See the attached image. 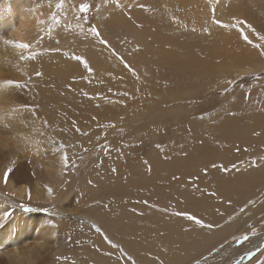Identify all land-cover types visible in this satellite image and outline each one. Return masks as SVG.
I'll return each mask as SVG.
<instances>
[{
    "label": "rangeland",
    "instance_id": "374dc122",
    "mask_svg": "<svg viewBox=\"0 0 264 264\" xmlns=\"http://www.w3.org/2000/svg\"><path fill=\"white\" fill-rule=\"evenodd\" d=\"M57 3L46 1L50 9L43 31L23 43L31 47L19 49L20 58H12L16 49L13 53L8 47L12 57H3L6 77L0 85L13 80L24 87H4L12 107L0 112H25L28 122L41 126L47 152L54 158L62 155L57 162L66 176L62 187L45 192L52 200L33 205L3 185L0 229L12 227L20 213L24 223L33 214L44 217L27 233L30 242L51 237L38 264H99V259L106 264H142L144 259L164 264L159 258L166 251L159 254L155 247L150 253L144 246L152 234L142 237L110 227L122 215L145 224L155 212L176 235L168 242L180 255L170 264H195L198 259L201 264H227L234 258L237 264H264V115L257 105L264 91V58L235 25L245 20L264 35V0H65L61 10ZM82 3L91 6L86 16L79 12ZM64 9L82 36L81 43H70V53L68 48L58 51L67 44L60 39ZM213 9L220 24L213 22ZM51 25L55 29L45 32ZM92 25L136 76L90 34ZM244 31L253 44L264 45ZM95 48L113 66L111 73L95 74ZM250 54L257 61L252 68L246 60ZM76 55L82 60L76 61ZM248 111L255 113L247 116ZM106 145L111 148L107 154ZM252 161L256 167L250 166ZM104 234L120 247L113 248ZM16 247L22 251L23 242ZM87 249L98 254L97 261L90 260ZM3 259L0 255V264Z\"/></svg>",
    "mask_w": 264,
    "mask_h": 264
},
{
    "label": "bare ground",
    "instance_id": "6f19581e",
    "mask_svg": "<svg viewBox=\"0 0 264 264\" xmlns=\"http://www.w3.org/2000/svg\"><path fill=\"white\" fill-rule=\"evenodd\" d=\"M46 1L47 0H0V78L6 77L3 75V57L9 59L12 57V51L13 53L16 51L17 54H15V56H13L12 58H20L19 49L21 48H19L17 45L23 44L24 42L34 39L36 34L41 33L43 31L42 24L44 23V20L47 17V10L50 9V7L46 5ZM62 15L65 16L66 27L63 30L64 33L62 32L60 39L66 41L67 44H61V47L58 49V51L62 52L64 49L68 48L67 53H70L74 48L70 46V43H81L82 36L77 24L75 23V20L72 17L71 12L67 9H64ZM49 29L53 30L55 28H53V26L51 25L44 31L49 32ZM3 39H8L9 41L4 42ZM64 41L62 43H64ZM88 44L94 46L91 41H88ZM9 46H11V52L9 51ZM93 51L97 55L95 58V74L102 75L104 73H109L110 70H112L113 66H109L107 61L101 56V50L95 48ZM248 56L250 57H248V59L246 60H248V65H250L252 68L257 61L253 59L254 55L252 56L250 54ZM238 71L244 72L245 68H238ZM3 92L4 87L0 88V108L12 107V102H10L11 100L7 99L3 95ZM257 105L261 108V113L264 115V91ZM253 113L255 112L248 111L247 116ZM17 115H19L22 120H19L17 118ZM27 117L28 116L25 114V112H0V196H4V192L1 190V187L4 185V189L10 194L13 193L17 199H19L20 201L28 200L30 201L31 205H33V201H41V199H51L48 195H45V192H47V188L45 186L50 187L52 189H59V187H62L61 181L65 179L66 175L63 171L60 170L62 164L59 165L57 162L62 158V155L60 158H54L51 156L53 155L51 152H47V149L50 146L47 145L48 143H46L48 141L46 140L47 137L41 135V126L28 122L26 119ZM6 124L10 126H7L8 128H6ZM54 154L56 153L54 152ZM8 168H12V172L9 174L7 184H5L3 174ZM36 208L39 209L42 207L36 206ZM48 208L51 209V207ZM1 212H3L2 209H0V213ZM5 212H7V210ZM20 216H25V214L20 213L16 219L14 217V225L12 227L5 225L3 228L0 229V255L1 257L3 255L6 256V260L3 259L2 264H38V261L42 259L41 255L44 249L50 246L49 243L51 242H49L48 238L51 237L48 235L49 233L46 234L48 235L47 238L41 237L44 238L42 240L41 238L40 240H36V238H34L35 240L30 242L29 238L27 239V233H33L41 224V221L44 217L33 214L31 215L32 217L27 216L26 218H29V220L27 221V223H24ZM158 217L159 216L157 215V213H151L148 216V221L144 224L143 222L140 223L132 218H126L122 215L120 217L114 218L112 220V226L110 227L111 230H121L126 234H135L137 236L142 237H145L144 235L148 233L152 234V238L149 239L148 242L146 240L147 244L144 243L146 244L144 246L149 251L150 249L157 247V253L159 254L162 251H166L167 254L165 253V255H163L162 257H160L159 255V260L164 261V264L166 263V261L170 264L173 258L180 255L179 252L173 250L172 244L170 245V242H168V240H171L172 237H176V235L171 234L168 225H166V222L162 220V218L159 219L160 217ZM108 230L106 229V231ZM182 234L186 238L190 237L186 234V232H183ZM195 238L196 237H194V239ZM22 242L24 244V247L21 251L18 250L16 246L21 245ZM99 242L101 243L99 246H104L102 245L103 243L101 242V240H99L97 243ZM260 245L263 244L260 243L259 246ZM4 248H6V250H4ZM98 248L103 250L101 247ZM86 251L87 255L90 257V260H92L93 262L97 261L98 254L91 253L93 250H90L91 252L89 253L88 249ZM106 253H108V251H106ZM106 256L108 257V255ZM106 256L104 255V257ZM80 257L83 258L84 256ZM142 259H144V257H142ZM103 260L99 259V264L107 263H104L105 261ZM116 262L120 264L119 260ZM237 263L238 262L236 258H234L227 264ZM142 264L161 263L157 261H151L149 259H144L142 261Z\"/></svg>",
    "mask_w": 264,
    "mask_h": 264
},
{
    "label": "snow or ice",
    "instance_id": "6c2138e0",
    "mask_svg": "<svg viewBox=\"0 0 264 264\" xmlns=\"http://www.w3.org/2000/svg\"><path fill=\"white\" fill-rule=\"evenodd\" d=\"M65 3V0H59V3H57L56 4V9L57 10H61L62 9V6H63V4ZM117 3H119V0H117ZM90 5L88 4V3H82V4H80V6H79V12L80 13H83V14H85V16H86V14H87V12L89 11V9H90ZM142 7H143V5H142ZM65 15H66V13H65ZM53 23H55V24H58L60 21H59V18L54 14L53 15ZM213 22L214 23H216V24H220L221 23V21H219V20H216L215 19V9H213ZM85 23H87V19H85ZM235 25H239L240 26V32H241V35H242V37H243V39L245 40V42L246 43H248V44H251L253 47H255V48H258V49H260L261 50V54L262 55H264V45H261V44H253V41L251 40V39H249V36L245 33V31H244V29H247L248 31H250L251 33H253V34H255L256 36H257V38L260 40V41H264V35H261L260 33H258L257 32V30L251 25V24H249L247 21H245V20H236L235 21ZM193 31H195V29H192ZM52 31V29H49V32H51ZM89 32H90V34L96 39V40H98L99 41V43L101 44V45H103V46H105V47H108L109 49H110V51L112 52V54L114 55V56H116L118 59H119V61H120V63L124 66V68H126L129 72H131L134 76H136L137 75V73H136V70L125 60V58L123 57V56H121L118 52H116V50L114 49V48H112L111 47V45L109 44V42L106 40V39H104L103 38V36H102V34H101V32H100V30H99V28L98 27H96V26H94V25H92V26H90L89 27ZM43 38V37H42ZM19 48H21V49H30V45H28V44H19V45H17ZM138 50V49H137ZM37 55H39V53H37ZM28 59H31V58H33L32 56H29V57H27ZM21 59H25V57L24 56H21ZM74 59L76 60V61H81L82 60V57L81 56H79V55H76V56H74ZM83 66L85 67V69H88L89 71H91V68H90V65L88 64V62L86 61V60H84L83 61ZM36 75L37 76H40V75H42V73H39V72H37L36 73ZM257 79L259 78V76H257L256 77ZM229 84H231L232 83V81H229L228 82ZM0 87H6V88H12V87H15V88H22V87H24V85H22V84H20L19 82H16V81H13V80H7V81H5L4 82V84L3 85H0ZM247 98V97H246ZM22 107V109L23 108H25L26 106H21ZM28 111H31V112H34L35 110L34 109H31V108H28L27 109ZM44 124H45V126H47V122L45 121L44 122ZM113 127H115V125H113ZM76 131L77 132H79L80 130H79V128H77L76 129ZM41 135H43V133H41ZM60 147L62 148V147H64V145H63V143L62 142H60ZM105 151H106V154L107 153H110V151H111V148H110V146H107L106 145V149H105ZM237 151H239V148H237ZM245 151H247V149H245ZM63 159H64V166H65V168H67V167H69V165H70V161H69V158H68V156H67V153L65 152L64 153V156H63ZM250 166L251 167H256L257 166V164H256V162L255 161H252L251 162V164H250ZM213 167H217L216 165H213ZM221 167L223 168V166L221 165ZM236 166L235 165H233V168H235ZM225 171H227L228 169H224ZM114 171H115V169H114ZM12 172V168H8L5 172H4V174H3V179H4V183L5 184H7V182H8V179H9V174ZM205 172H207V169H205ZM46 188H47V191L49 192V194H51L52 193V189L50 188V187H47V186H45ZM213 195H214V193H213ZM29 198H30V193H29ZM146 203V202H145ZM251 203V202H250ZM29 210H31V209H29ZM241 211H244V209H241ZM6 215L7 214H5V218H6ZM176 215H187V219L188 220H190V221H194V223L195 224H197V225H200L201 227H212V225H204L203 224V222H202V220H200V219H198V218H196L195 216H192V215H190V214H186V213H176ZM95 231L97 232V233H101L102 232V229L100 228V227H96L95 228ZM104 239L113 247V248H119L120 246L119 245H117V244H115V243H113L111 240H109L108 239V237H107V235L106 234H104ZM244 239L245 240H247L248 239V236L247 235H245L244 236ZM221 247H223V245H221ZM122 251V250H121ZM124 253H123V251H122V255H123ZM204 259H206V258H204ZM195 264H201V260H196L195 261Z\"/></svg>",
    "mask_w": 264,
    "mask_h": 264
}]
</instances>
